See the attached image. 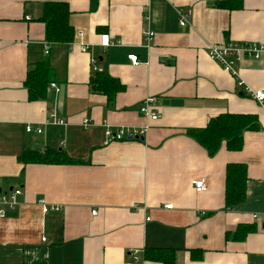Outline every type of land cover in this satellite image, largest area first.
<instances>
[{
	"label": "crops",
	"instance_id": "0c3cea01",
	"mask_svg": "<svg viewBox=\"0 0 264 264\" xmlns=\"http://www.w3.org/2000/svg\"><path fill=\"white\" fill-rule=\"evenodd\" d=\"M57 2L70 10L69 44L47 43L39 21L43 4ZM178 11L189 12L183 27ZM225 41L264 43V0H0V191L22 193L0 217V264H128L134 251L159 264L144 261L148 248L175 250V264H264V101L244 92L264 93V58L237 63L233 77L207 55V45ZM43 60L54 80L45 100L30 102L23 82ZM94 72L122 85L111 106L90 91ZM147 97L156 121L138 112ZM222 114L253 115L257 127L243 133L240 151L209 156L187 131ZM105 125L148 128L141 140L107 142ZM46 149L77 163L19 161ZM228 164L247 171L246 198L232 209ZM202 178L196 193L191 183ZM40 200L59 210L43 213ZM252 224L242 242L225 240ZM192 250L202 251L199 261Z\"/></svg>",
	"mask_w": 264,
	"mask_h": 264
},
{
	"label": "trees",
	"instance_id": "16d2710c",
	"mask_svg": "<svg viewBox=\"0 0 264 264\" xmlns=\"http://www.w3.org/2000/svg\"><path fill=\"white\" fill-rule=\"evenodd\" d=\"M237 1H220L216 7L223 9H239L241 3ZM70 10L66 3H45L39 21L45 26L44 37L47 43L69 44L73 40L74 31L69 23ZM54 80V72L48 62L43 60L34 65L25 76L23 86L30 102L45 100L47 87ZM90 91L99 93L107 98L111 106L114 97L122 90V85L105 73L94 72L89 79ZM257 119L253 115L222 114L208 121L205 128L188 130L187 135L193 139L207 155H214L222 146L229 152H238L243 147V133L254 130ZM23 164H75L61 151L46 149L24 152L19 156ZM247 171L244 164H228L225 167L224 207L232 209L244 202L246 195ZM256 231V226L239 225L233 232L225 234L226 241L242 242L248 234ZM202 251H190L192 261H199ZM144 261L159 264H175L176 251L165 248H148L143 251Z\"/></svg>",
	"mask_w": 264,
	"mask_h": 264
},
{
	"label": "built area",
	"instance_id": "2783aa9c",
	"mask_svg": "<svg viewBox=\"0 0 264 264\" xmlns=\"http://www.w3.org/2000/svg\"><path fill=\"white\" fill-rule=\"evenodd\" d=\"M179 17V25L181 27L188 24L189 19V12L178 11L177 12ZM145 41L148 43L153 34L147 32L144 34ZM106 42V41H104ZM105 43L104 46H106ZM208 57L215 63H217L221 69L228 73L233 77H237V72L235 71V65L241 62L244 59H251V60H259L264 58V43H240L234 41H225L221 44H209L206 47ZM44 55H48L49 47H44ZM131 65L135 66L138 65L137 57L134 55H129L127 58ZM237 86L239 88H243V82L238 79ZM51 88L55 89L54 92H57V88L55 84H51ZM246 94L250 95L253 99L258 101L260 104L264 101V93L261 91H251L250 89H246L244 91ZM155 104V99L152 97H147L143 100V102L139 106V114L145 118H148L150 121H156L159 119L160 115L155 112L153 106ZM53 124H61L62 121L58 119H53L51 122ZM87 121H83V126H87ZM104 136L107 142L112 141H127V140H141L145 135L148 126L143 127H118L115 130L111 129L108 125L104 126ZM26 133L36 132L37 134L42 133L41 127H33L32 125L25 126ZM194 191L196 193H201L206 189V182L205 179H197L192 181L191 183ZM21 190L16 188L12 189L9 192H1L0 191V217L3 216L4 208L7 209H14L19 205L18 197L21 195ZM38 205L41 207L43 213H47L50 211H57L59 207H54L47 205L44 200L38 201ZM165 209H171V205H165ZM93 215L95 211L91 212ZM148 220V219H147ZM46 240L43 238L42 242ZM130 256L132 258V262L128 264H142L140 262V258L137 256V252H131Z\"/></svg>",
	"mask_w": 264,
	"mask_h": 264
},
{
	"label": "bare ground",
	"instance_id": "6f19581e",
	"mask_svg": "<svg viewBox=\"0 0 264 264\" xmlns=\"http://www.w3.org/2000/svg\"><path fill=\"white\" fill-rule=\"evenodd\" d=\"M131 141V140H130ZM120 142V141H119Z\"/></svg>",
	"mask_w": 264,
	"mask_h": 264
},
{
	"label": "water",
	"instance_id": "95a60500",
	"mask_svg": "<svg viewBox=\"0 0 264 264\" xmlns=\"http://www.w3.org/2000/svg\"><path fill=\"white\" fill-rule=\"evenodd\" d=\"M36 149H37V147H36Z\"/></svg>",
	"mask_w": 264,
	"mask_h": 264
}]
</instances>
